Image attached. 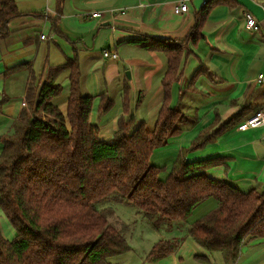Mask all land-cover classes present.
<instances>
[{"label":"crops","instance_id":"0c3cea01","mask_svg":"<svg viewBox=\"0 0 264 264\" xmlns=\"http://www.w3.org/2000/svg\"><path fill=\"white\" fill-rule=\"evenodd\" d=\"M13 1L21 14L10 19L6 35L0 36V138L25 107L31 77L41 82L49 67L74 58L82 92L94 96L90 123L99 128L101 139L110 138L117 130L124 98L134 114L132 129L141 121L153 127L165 97L167 56L163 50L144 49L130 41L135 37L179 40L185 46L178 59L177 77L169 85L168 100L191 120L180 134L168 137L152 151L151 161L168 168L202 128L232 120L215 141L191 150L187 158L225 155V165L211 167L209 176L226 179L243 190L264 185V126L238 128L256 111L264 112V0ZM178 1L186 3V11L174 12ZM206 4L208 13L199 21ZM245 11L258 20V29L245 27ZM193 32L196 40L189 36ZM103 51L117 56H106ZM197 69L202 71L192 77ZM68 74L63 69L54 81L62 85L63 107L56 103L57 96L52 100L62 111L70 88ZM105 99L111 104L101 112L99 105ZM116 103L114 116L106 118L100 128L99 123ZM216 204V200L211 202L205 213ZM5 220L0 208V224ZM185 224L175 222L174 229L166 227L170 231L160 237L179 240L168 256L155 262L145 260L154 239L141 255L134 254L128 243L130 249L110 256L107 264H227L220 251L210 252L194 242ZM2 226L6 239L16 236L11 224L10 234H4ZM129 253L133 255L129 257ZM228 264H264V238L244 237L237 259Z\"/></svg>","mask_w":264,"mask_h":264},{"label":"trees","instance_id":"16d2710c","mask_svg":"<svg viewBox=\"0 0 264 264\" xmlns=\"http://www.w3.org/2000/svg\"><path fill=\"white\" fill-rule=\"evenodd\" d=\"M203 7L199 21L209 10L207 4ZM19 14L13 0H0L1 37ZM195 35L189 36L196 40ZM130 42L167 56L165 97L153 127L141 121L132 129L134 114L123 97L117 130L101 139L99 128L90 123L94 96L81 90L76 58L49 67L41 82L31 77L25 107L0 138V208L17 233L9 240L0 230V264H107L110 256L131 247L108 220L112 207L98 206L110 197L134 205L156 229L172 221L183 224L200 201L214 197L216 206L188 223L187 234L208 251H220L227 264L237 259L244 237L264 238V185L243 190L209 176L211 167L225 165V155L187 158L191 150L215 141L232 120L202 128L168 168L151 161L152 151L191 120L168 100L185 42L151 37ZM63 69L69 71L70 85L64 111L52 100L62 91L54 81ZM110 104L102 100L99 110ZM178 242L155 241L145 260L168 256Z\"/></svg>","mask_w":264,"mask_h":264},{"label":"rangeland","instance_id":"374dc122","mask_svg":"<svg viewBox=\"0 0 264 264\" xmlns=\"http://www.w3.org/2000/svg\"><path fill=\"white\" fill-rule=\"evenodd\" d=\"M61 99H63V96L60 94L59 96H57L55 100L57 101L56 103L60 105V107L61 106L63 107V105H61V102H62ZM117 109H118V103H116V105L111 107L110 111L107 113V116L103 118L102 121L99 123L100 128L106 124L105 123L106 118L110 116H114ZM155 164L159 166H163V165L165 166L164 163L157 162ZM160 176L165 177L166 173L163 172L160 174ZM215 200L216 199L214 197H210V198H206L203 201L199 202L191 211V215L188 217V220L183 222V224L186 223L185 225H187V223H190L196 220L197 217L201 216V214L205 213V211L209 209L211 202ZM98 206L99 207H103V206L112 207L113 213L108 218L109 222H111L116 228L122 231L125 239L127 238L126 241L133 245V253L137 255H141L143 252H145L147 250V247L150 244H152V241H154V239L155 241L162 239L160 237L165 236V234L167 235L168 231H170V228L174 229L173 226L175 222H180V221H172L170 223L172 225L170 228L167 229L166 227H163L165 229L162 230L163 228L159 226L157 228L159 230H156L145 220V218L142 217L143 215L141 214L139 210H137V208L134 205L126 203L125 201L119 202L116 199L110 197L108 198V200L98 204ZM3 222L4 223L0 225L2 226L4 224L2 226L4 234H8L9 231L12 232V227L10 226L8 220H5ZM166 224L167 223H165V225ZM14 238L15 237H13L12 239ZM12 239L9 238V240H12ZM129 255H130L129 257H131V255L133 254L129 253Z\"/></svg>","mask_w":264,"mask_h":264},{"label":"built area","instance_id":"2783aa9c","mask_svg":"<svg viewBox=\"0 0 264 264\" xmlns=\"http://www.w3.org/2000/svg\"><path fill=\"white\" fill-rule=\"evenodd\" d=\"M174 12L176 13H181L187 10L186 3L183 1H178L174 5ZM92 15L94 16H99V12H93ZM243 17L245 20V27L249 29L256 30L259 27V22L258 20L255 19V17L252 15V13L249 11H245L243 13ZM45 35L41 34L40 38H44ZM103 54L106 56L111 55L112 58H115L117 54L115 53H109L107 51H103ZM259 78L262 77V74L258 75ZM258 126H264V112L263 111H256L255 113L252 114L251 117L245 119L239 126L238 128H253V127H258Z\"/></svg>","mask_w":264,"mask_h":264},{"label":"water","instance_id":"95a60500","mask_svg":"<svg viewBox=\"0 0 264 264\" xmlns=\"http://www.w3.org/2000/svg\"><path fill=\"white\" fill-rule=\"evenodd\" d=\"M126 75H127V77H129V76H130V73H129V71H126Z\"/></svg>","mask_w":264,"mask_h":264}]
</instances>
